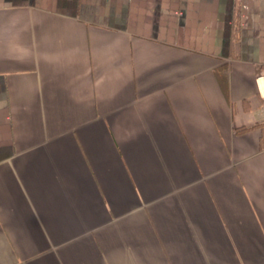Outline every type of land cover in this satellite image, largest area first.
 <instances>
[{
    "label": "crops",
    "instance_id": "1",
    "mask_svg": "<svg viewBox=\"0 0 264 264\" xmlns=\"http://www.w3.org/2000/svg\"><path fill=\"white\" fill-rule=\"evenodd\" d=\"M264 0H0V264H264Z\"/></svg>",
    "mask_w": 264,
    "mask_h": 264
},
{
    "label": "built area",
    "instance_id": "2",
    "mask_svg": "<svg viewBox=\"0 0 264 264\" xmlns=\"http://www.w3.org/2000/svg\"><path fill=\"white\" fill-rule=\"evenodd\" d=\"M258 82L263 83V85H264V76L258 78ZM261 95L264 98V90L263 89H261ZM263 111H264V107H263ZM263 125H264V123H263Z\"/></svg>",
    "mask_w": 264,
    "mask_h": 264
}]
</instances>
